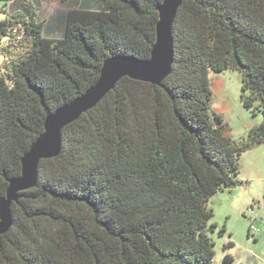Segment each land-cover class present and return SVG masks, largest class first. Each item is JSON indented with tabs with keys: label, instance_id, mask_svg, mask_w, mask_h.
<instances>
[{
	"label": "trees",
	"instance_id": "obj_1",
	"mask_svg": "<svg viewBox=\"0 0 264 264\" xmlns=\"http://www.w3.org/2000/svg\"><path fill=\"white\" fill-rule=\"evenodd\" d=\"M0 199L44 121L85 93L111 57L147 61L163 0H0ZM159 85L121 79L62 131L56 158L11 205L0 264H212L211 199L241 185L264 144V0H183ZM236 73L259 118L234 140L212 109L210 74ZM225 233L222 229L219 235ZM222 247V264H233Z\"/></svg>",
	"mask_w": 264,
	"mask_h": 264
},
{
	"label": "rangeland",
	"instance_id": "obj_2",
	"mask_svg": "<svg viewBox=\"0 0 264 264\" xmlns=\"http://www.w3.org/2000/svg\"><path fill=\"white\" fill-rule=\"evenodd\" d=\"M0 1V20L2 12L10 8ZM41 19L45 22L62 8L55 0H41ZM212 92V111L222 117L228 127V136L238 140L243 127L250 122V115L240 104V81L236 73L224 72L210 74ZM241 185L224 190L215 195L208 204L212 210L211 223L217 227L213 234L215 257L212 264H222V247L231 242L234 248L229 251L239 264H264V144L244 153L239 160ZM252 224L258 233L249 234ZM225 233L219 235L220 230Z\"/></svg>",
	"mask_w": 264,
	"mask_h": 264
},
{
	"label": "water",
	"instance_id": "obj_3",
	"mask_svg": "<svg viewBox=\"0 0 264 264\" xmlns=\"http://www.w3.org/2000/svg\"><path fill=\"white\" fill-rule=\"evenodd\" d=\"M182 2L183 0H163L157 6L156 37L149 60L138 61L131 56L105 60L99 78L85 93L46 117L43 133L21 159L20 176L8 180L5 197L0 199V236L6 234L12 226L11 205L18 201L20 193L36 185L40 162L59 155L65 127L96 107L121 79L159 85L168 75L172 61L171 29Z\"/></svg>",
	"mask_w": 264,
	"mask_h": 264
},
{
	"label": "crops",
	"instance_id": "obj_4",
	"mask_svg": "<svg viewBox=\"0 0 264 264\" xmlns=\"http://www.w3.org/2000/svg\"><path fill=\"white\" fill-rule=\"evenodd\" d=\"M250 117H251V116H250ZM259 121H260L259 118H252V117H251L249 124L243 127V130L245 131V133L242 131V133H241L242 135H240V136H241V137L245 136L246 133H247V131H248L251 127L257 125V124L259 123ZM229 137H231V135H229ZM241 137H240V138H241ZM232 138H233V137H232ZM228 255H230V256L233 258L234 263H235V259H234V257L232 256V254L228 252Z\"/></svg>",
	"mask_w": 264,
	"mask_h": 264
},
{
	"label": "built area",
	"instance_id": "obj_5",
	"mask_svg": "<svg viewBox=\"0 0 264 264\" xmlns=\"http://www.w3.org/2000/svg\"><path fill=\"white\" fill-rule=\"evenodd\" d=\"M258 231H259L258 229H256L252 224H250V226H249V234L250 235L254 234V232H255V234H257ZM236 264H239V263H236Z\"/></svg>",
	"mask_w": 264,
	"mask_h": 264
}]
</instances>
